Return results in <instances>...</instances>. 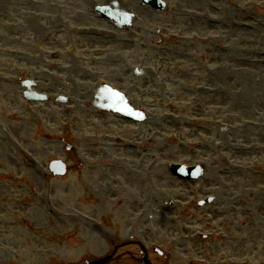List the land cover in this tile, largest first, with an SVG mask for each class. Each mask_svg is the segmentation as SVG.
<instances>
[{"label":"rangeland","instance_id":"obj_1","mask_svg":"<svg viewBox=\"0 0 264 264\" xmlns=\"http://www.w3.org/2000/svg\"><path fill=\"white\" fill-rule=\"evenodd\" d=\"M173 4L174 3L170 6ZM187 4L189 5V2H187ZM186 6L187 5H185V8H187ZM173 10V7H168L165 14L161 15L162 18H166L168 21L171 20L172 15H174ZM221 12L223 13V10ZM232 15H234L233 12ZM177 20L189 21L190 19L187 16H183L182 18H177ZM44 25H46V23H44ZM252 26V32L255 33L257 26L254 27V22H252ZM30 37L29 34L25 35V39ZM230 39L229 37L225 38L224 42L229 43ZM214 40L217 44L223 45L217 39ZM235 40L232 39L230 43L234 49L229 56L226 55L225 63L226 67H228L227 70L229 76L230 67L231 78L236 84L234 85L232 83V96L229 100H219L218 104L215 105L219 111L216 113L215 109H211L213 113L209 119V114L207 112L197 111L194 107V114L198 118L196 123L198 124L197 133L199 136H196L193 142L199 145L205 144V147H209V144L212 145V143L219 142V139L223 141V137L226 135L222 142L226 145L223 151H225V156L228 158V165L231 166V169L228 167L229 171L227 174L230 176L232 182L231 186H228L227 189L230 194H233L235 197L233 206L236 208H239L242 203L239 198L241 196L240 192L245 190L244 196L242 197L245 198L247 204V234H249L248 238H250V242L247 246L253 247L258 244L260 245V242L263 241V237L260 239L259 233L256 232L260 225L250 223L249 220H254L259 214L258 211L255 214V207L258 208L261 206L264 209V38L262 35L257 38L251 35L250 38L243 39L244 50L235 49L239 47L240 42L239 39ZM199 41H203V43L205 42L204 33L199 38ZM26 45L27 44H24V46ZM171 46H174L173 42L170 43V46L169 43H166L163 46L164 49L162 52L164 54L161 55H163L162 57H166V59H159V63H167L171 69L168 79H170L172 81L171 83L174 85L166 87V89H169L170 93L178 95L182 99L184 97V93L182 92L184 87L186 93L185 98L187 99L196 88L201 86V78H198L203 75L208 61L192 60L191 62H187V66L192 67L191 73L194 74V80L192 79L191 74L190 77L183 78L184 80L179 82L180 78L174 75L177 73L173 74L179 65H175V63L171 62V58L174 56H171L170 52L167 50ZM199 50L200 56L211 58V56L206 54V47H203L202 44L199 45ZM134 53L136 54L137 51L134 50ZM138 54L140 53L138 52ZM223 60V56L217 58L214 57V60H212V63H210V66L207 68L214 69L215 66L221 65ZM182 64L183 63H181V66L186 67ZM244 69L245 71H250V73L246 71L245 74H249L255 81L248 79L249 84L255 85L259 93V97L255 100L245 98V103L248 104L245 107L241 98L236 96V94H238L243 88V85H239V81H242L243 78L239 76H243L241 72ZM52 76L54 77V74L50 71V80ZM244 78L246 79V76ZM227 81L228 80H225L223 82ZM256 83H259L260 86L256 85ZM175 85L177 87H175ZM222 87L223 84L220 83V89H222ZM252 94H254V92H252ZM181 99L168 102L176 103L177 106H175L174 109L180 110L181 106L185 104ZM205 102L212 106L211 102ZM186 104L190 105L191 102H186ZM150 105L154 112L165 110V108H160L155 103H151ZM188 111L192 110L186 106L184 113ZM178 112L180 116H183L181 111ZM180 116H178L177 121H180ZM184 117L187 121L191 118L190 115H184ZM202 120H206L210 124L202 125L200 124V121ZM229 126L233 129L228 130ZM176 135H178L177 131L173 129H168L166 132V136L168 137L167 140L173 137L177 138ZM160 136H162V133ZM160 142H163V140L161 139ZM236 147L239 149L240 147H243L245 149H241L243 151L242 153L234 152V148L236 149ZM12 152L13 151L11 150L7 151L8 154H11ZM15 158L16 157L14 156V160ZM3 159H5V157ZM5 161L7 160H0V264H81L83 260H88L90 262L96 261L100 259V256L106 254L110 250V239H115L110 230L97 229L99 234H107L104 241L100 240L103 244L100 245L97 252L87 251V248L81 242L82 238L85 240H93V238H95V234L91 232L93 227L89 225V220L87 223L88 225L83 222L85 221V213L87 218L91 217L89 215L91 210H84V207L81 205L75 206L73 204L67 207H60L57 205V202L67 200L65 192L58 188V185L64 187L65 181L50 182V180H48V183L50 184V195L47 196V199L50 204L56 206L53 208L50 207L49 216V210L46 209L45 206H43V208L40 207V201L43 202V199L37 201L39 190L37 191L33 188L31 183L28 184V181L25 183H19V180H16L19 178V175L16 172L15 167L6 164ZM199 162L201 161L199 160L198 163ZM195 163H197V161L194 163L185 162V165L190 166ZM14 164L19 163L15 162ZM67 178V180L74 178L75 183L68 182L69 185L74 186V189L79 193L81 201L82 194L81 184L78 182L79 179L77 180V177L75 176H69ZM88 182L92 187H95L94 183H97L98 185V182ZM19 185H25L21 188V191L23 192L22 194L20 188H18ZM28 186L31 187L27 188ZM37 188L39 189V187ZM155 192L156 191L152 189L151 194L155 195ZM123 198L126 197L121 196L116 201H121ZM23 203H25L26 206L28 205L29 209H25L22 205ZM18 205L24 209L23 213L16 210ZM65 212L66 216H73V219L64 218L65 214L63 213ZM250 215L252 216L250 217ZM150 216L149 223L147 225L142 224V226H146L151 232L149 240L150 245L162 249L165 252V255L172 258L169 264H188V261L190 260H193L194 264H199V261H197L199 260V257L192 249L185 252L179 245L173 247L166 244L164 235L161 231L165 224L162 215L151 212ZM141 219H143V217H141ZM135 228L136 238L135 233L133 232L132 234L134 235V238L131 240H137L138 237L141 239L144 238V236L140 234V229H138L139 226ZM117 239L119 240V238ZM179 251L190 257L182 255ZM87 253H89V257L86 256ZM203 254L207 253L204 252ZM203 256L204 255L201 256L202 259L204 258ZM179 258H182V260ZM247 262L248 264H259L252 258H248ZM202 264H205V262Z\"/></svg>","mask_w":264,"mask_h":264},{"label":"bare ground","instance_id":"obj_2","mask_svg":"<svg viewBox=\"0 0 264 264\" xmlns=\"http://www.w3.org/2000/svg\"><path fill=\"white\" fill-rule=\"evenodd\" d=\"M42 199H43V197H42V196H39V197H38V200H42ZM89 247H91V248H92V247H94V245L92 244V245H90Z\"/></svg>","mask_w":264,"mask_h":264}]
</instances>
